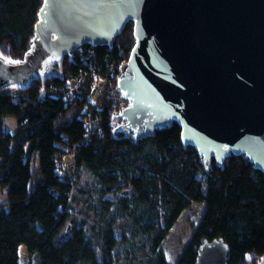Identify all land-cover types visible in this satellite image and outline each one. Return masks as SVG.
<instances>
[{
    "label": "trees",
    "instance_id": "16d2710c",
    "mask_svg": "<svg viewBox=\"0 0 264 264\" xmlns=\"http://www.w3.org/2000/svg\"><path fill=\"white\" fill-rule=\"evenodd\" d=\"M42 4L0 0V58L23 59ZM113 41L110 47H93L96 55L87 63L93 64L94 56L98 64L106 55L128 58L135 43L132 21ZM73 53L57 57V74L39 73L24 85L0 88V186L7 189L6 208L0 209V264H25L18 253L21 244L36 264L114 263L112 249L126 240L125 233L115 234L111 226L99 233L101 257L93 237L98 232L92 235L84 221L72 224L64 237L81 169L95 177L100 195L126 188L119 203L128 201L142 211L132 216L133 223H155L152 254L181 212L199 202L205 210L175 264H194L202 240L218 237L229 246L227 264L258 262L264 255V171L244 154L225 156L220 165L215 158L206 163L195 147L183 145L176 121L136 140L119 127L116 115L122 107L111 101H103L102 111L94 112L100 122L86 130V98L59 91L73 76L91 70L90 64H76ZM6 115L17 121L13 130L5 128ZM63 151L72 156L74 176L61 170ZM155 259V264H169L162 255Z\"/></svg>",
    "mask_w": 264,
    "mask_h": 264
},
{
    "label": "water",
    "instance_id": "95a60500",
    "mask_svg": "<svg viewBox=\"0 0 264 264\" xmlns=\"http://www.w3.org/2000/svg\"><path fill=\"white\" fill-rule=\"evenodd\" d=\"M131 21L135 43L117 81L126 135L176 121L183 145L206 163L244 154L264 171V0H43L23 59L0 58V88L24 85L46 58L77 46L110 47ZM195 257L227 264L229 246L203 239Z\"/></svg>",
    "mask_w": 264,
    "mask_h": 264
},
{
    "label": "rangeland",
    "instance_id": "374dc122",
    "mask_svg": "<svg viewBox=\"0 0 264 264\" xmlns=\"http://www.w3.org/2000/svg\"><path fill=\"white\" fill-rule=\"evenodd\" d=\"M113 58L115 59V57ZM7 60L10 62L17 61L13 59ZM56 62H59L57 57L46 58L39 73L45 76L52 73L57 74L61 66L56 64ZM3 120L6 129L13 130L15 128L17 121L14 116L6 115ZM60 158L63 163L61 170L64 171L67 168V171L70 173L69 165H72V156L66 153V151H63ZM79 174L81 176L77 181V187L74 184L75 186L72 192V197L74 198H70V201H73L71 207L72 215L68 223L74 225L75 222L78 224L80 221H84L86 228L92 235V230L96 233L98 232V236L93 235V237L96 240L98 239L96 245L99 257L103 255L102 247L104 246V239L98 237L111 226L115 234L123 232L126 238V240L121 241L113 247V264H155V257L157 255L165 257L169 264H175V261L184 250L185 244L192 236L203 215L205 210L203 203L194 202L186 207L173 223V226L165 233V237L158 246L156 254H152L150 247L155 223L149 222L147 226L141 223H133L132 216L136 217V215H140L142 212L140 209L136 210L129 205L128 201L119 203V192L116 194L106 193L100 195L98 186L95 183V177L86 169H81ZM122 191H126V188H123ZM6 202L7 189L0 186V209L6 208ZM162 224L163 220L160 218V225ZM19 247L20 261H25V264H36L33 257L29 258L30 256H28L26 258V251L22 250L25 246L21 244ZM252 264H264V255L258 262Z\"/></svg>",
    "mask_w": 264,
    "mask_h": 264
},
{
    "label": "built area",
    "instance_id": "2783aa9c",
    "mask_svg": "<svg viewBox=\"0 0 264 264\" xmlns=\"http://www.w3.org/2000/svg\"><path fill=\"white\" fill-rule=\"evenodd\" d=\"M86 44L77 46V48L72 51L73 59H75V63L81 61L83 64L87 63L89 58L93 57L92 55H96L95 47L96 45L91 44V48H86ZM88 49V50H87ZM71 52V51H69ZM71 52V53H72ZM95 57V61L93 64H90V71L86 73H79V75H75L72 79L68 80L67 84L64 86L66 88H62L59 91L62 92L67 89L71 95L80 98H86L87 105L85 106V114L84 121L85 128L92 129L98 121L99 118L96 115L94 117V112H101L103 107V101L115 103L122 107V109L127 105V98L122 95L117 85V81L123 76L121 73L124 72L127 58L120 59L116 56H104L100 62L97 63V57ZM115 57V59L113 58ZM72 59V60H73ZM93 59V58H92ZM91 59V60H92ZM88 86V87H87ZM69 176L75 175V170L70 168Z\"/></svg>",
    "mask_w": 264,
    "mask_h": 264
},
{
    "label": "crops",
    "instance_id": "0c3cea01",
    "mask_svg": "<svg viewBox=\"0 0 264 264\" xmlns=\"http://www.w3.org/2000/svg\"><path fill=\"white\" fill-rule=\"evenodd\" d=\"M23 246H25L24 244H23ZM22 249V248H21ZM23 251H26V246L22 249ZM20 252V247H19V249H18V253ZM26 253V252H25ZM26 257H28V254L26 253Z\"/></svg>",
    "mask_w": 264,
    "mask_h": 264
}]
</instances>
